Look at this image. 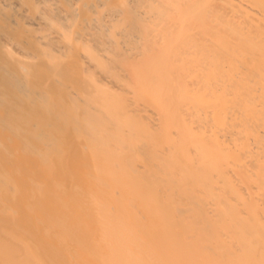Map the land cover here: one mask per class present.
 <instances>
[{"label":"bare ground","instance_id":"1","mask_svg":"<svg viewBox=\"0 0 264 264\" xmlns=\"http://www.w3.org/2000/svg\"><path fill=\"white\" fill-rule=\"evenodd\" d=\"M0 264H264V0H0Z\"/></svg>","mask_w":264,"mask_h":264}]
</instances>
